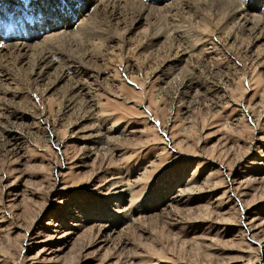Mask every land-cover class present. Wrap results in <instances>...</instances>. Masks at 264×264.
Masks as SVG:
<instances>
[{
	"label": "rangeland",
	"instance_id": "374dc122",
	"mask_svg": "<svg viewBox=\"0 0 264 264\" xmlns=\"http://www.w3.org/2000/svg\"><path fill=\"white\" fill-rule=\"evenodd\" d=\"M80 3L0 0V50L63 15L75 32ZM171 20L185 56L150 19L87 25L91 61L51 49L64 79L3 67L0 264H264V31Z\"/></svg>",
	"mask_w": 264,
	"mask_h": 264
},
{
	"label": "bare ground",
	"instance_id": "6f19581e",
	"mask_svg": "<svg viewBox=\"0 0 264 264\" xmlns=\"http://www.w3.org/2000/svg\"><path fill=\"white\" fill-rule=\"evenodd\" d=\"M81 1L83 3L82 7L80 5L81 8H79L76 11V13L74 14V15H77L78 17L81 16V13L83 12L84 9L86 10V8H88V5H94L95 4V6H97V7H95V10L91 15H87L88 17H86V18L84 17L82 19L80 27L75 32L71 33V31H70V28L72 27L71 23H70L71 19L68 18V16L63 15L62 18L59 19L61 26L58 28H55L57 25L54 26V25L50 24V25H45L43 27V29L37 30L36 32H35V29L30 28L29 31H32V33H28L29 31L22 29L24 31V33L27 34L26 35L27 38H26V36H24L26 39H20L19 40L16 37V39L19 41H15V40L12 41V45L10 47H6V43H8V41H5L6 43H5V46L3 47L4 49L0 50V88H1L2 84H5V83L8 84L9 81L13 80L12 74L7 75V76L2 75L3 67H4V69H5V67H7V68L11 67L12 70H15L16 72L21 71L20 70L21 67H18V65L21 64L22 62L24 63V61H25L24 64L28 65L31 69L30 73L31 72L33 73V71L35 70L34 71V72H36L34 74L35 76H37V75L43 76L42 74L46 73V71L53 70L52 68H53L54 64L50 60V55H49V53L52 51L51 49H56V51H59L61 54L63 53L65 55L69 56L70 58L79 59L80 61H91L92 60L91 58H93V56L95 59L96 55H97L96 49L99 47V46H97V44H95L96 40H95V43H91V42H87L85 40L81 41L78 38V37H80L78 33H80L81 31L85 32L86 29L88 30V28L86 27L87 25H88V27H91L93 29H96V30L100 29V30L105 31L106 33L111 32L110 34H112V32L114 33L115 31L118 33L119 27L117 25H121L123 23L126 24L127 22H129V23L131 22L130 24L132 26H130L129 31L132 32L135 25L140 26L141 24L142 25L145 24V22H147V21L149 22L150 19H155V21L157 20V21H160V23H162V24L165 23V24H164V28L160 29V31H158L159 29L157 30V32L154 30L155 32H152L153 35L151 38L156 40V41H158V39H161L162 41H160V42L164 43L167 47L169 46L170 50H176V54L181 53L182 56H185V54H187V52H185L181 48V46L177 40L178 36L174 37L173 36L174 34L168 35L167 34V28H166V23L169 25L168 21L171 19H172L171 21L173 23L175 21V17L179 13H184L185 17L190 22H192V23L196 22L195 24H201L204 27L205 26L208 27L210 21H212L213 19H217V21L220 23H222L224 21V22L228 23V25H235V26H239L241 28L251 27L254 30L264 31V20L259 15L257 16L255 14H253L254 11L253 12L244 11L238 5V3L235 2V0H163V1H160L159 3L156 0H154L153 2L155 3L156 7H154V6L152 7V5L147 7L145 5H142L143 3L140 4L138 2H134L131 0H86V2L88 1L87 3L85 2V0H81ZM237 2H238V0H237ZM82 3H80V4H82ZM40 4H38V6ZM13 5L14 4H12V6ZM45 15H46V13H45ZM3 20L4 19H3V17H1V14H0V31H2L1 29H4L3 27H4L5 23L3 22ZM48 20H49V17H48ZM114 21H115V24H114ZM158 25H161V24H158ZM172 25L170 27L172 29L171 33L173 30H174V33L177 32L178 29ZM154 28H155V26H154ZM46 30H47V32H46ZM40 31H42V33ZM147 31H144V33L146 34ZM187 32H188V30H187ZM88 33H86V34H88ZM94 33H93V35H94ZM97 33H99V31ZM41 34H43V35H41ZM80 34H82V33H80ZM86 34H85V36H86ZM100 35H99V37H100ZM89 36H91V35H89ZM185 36L186 35H183L181 37H185ZM18 37L20 38V36H18ZM103 37H105V36H103ZM0 38L2 40L5 39V38H2V36ZM97 38H94V39H97ZM179 39H181V38H179ZM182 39H184V38H182ZM184 42H186V41H184ZM0 46H1V44H0ZM61 62H63V61H61ZM53 71L55 73H57L58 76L63 78V79L66 76L65 73L62 72L61 70H57L54 68ZM55 76H57V75H55ZM73 89L76 90L77 86Z\"/></svg>",
	"mask_w": 264,
	"mask_h": 264
}]
</instances>
